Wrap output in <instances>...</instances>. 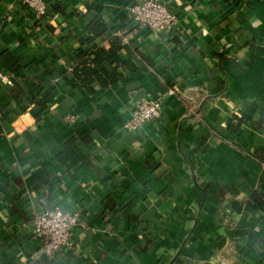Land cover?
<instances>
[{
    "label": "crops",
    "instance_id": "1",
    "mask_svg": "<svg viewBox=\"0 0 264 264\" xmlns=\"http://www.w3.org/2000/svg\"><path fill=\"white\" fill-rule=\"evenodd\" d=\"M138 1L47 0L40 20L0 0V264H264L249 204L264 192V0H165L162 32L133 21ZM116 43L120 64L96 68L119 80L89 92L74 68ZM143 99L162 117L128 130ZM234 116L250 121L232 132ZM47 210L85 225L52 260L33 231Z\"/></svg>",
    "mask_w": 264,
    "mask_h": 264
},
{
    "label": "built area",
    "instance_id": "2",
    "mask_svg": "<svg viewBox=\"0 0 264 264\" xmlns=\"http://www.w3.org/2000/svg\"><path fill=\"white\" fill-rule=\"evenodd\" d=\"M22 1L36 18L43 20L50 16L47 0ZM129 13L138 27L152 31L170 30L176 20L165 0H139L130 8ZM0 81L8 86L13 85V77L1 72ZM169 93L174 94V92ZM161 117V101L143 99L135 103L126 127L132 131ZM79 227H85L79 214L63 213L58 210L40 213L33 221V231L41 240L43 253L51 260L71 247L72 234Z\"/></svg>",
    "mask_w": 264,
    "mask_h": 264
},
{
    "label": "trees",
    "instance_id": "3",
    "mask_svg": "<svg viewBox=\"0 0 264 264\" xmlns=\"http://www.w3.org/2000/svg\"><path fill=\"white\" fill-rule=\"evenodd\" d=\"M88 29L95 38H100L105 35L108 30V26L102 20H95L89 25ZM121 48V44L116 43L108 52L100 49H95L93 51L87 52L79 61L78 66L73 70L75 79L91 93L94 92V89L92 88V83L94 81H98L101 87H109L115 84L119 80L116 71H113V73L110 74L107 78H103L101 70L96 68V65L98 63L102 64L104 62H108L112 65L120 64L121 59L118 55V51H120ZM1 59L4 64L7 65V69H9L10 71L17 70V68H14L13 66L14 63L12 64L14 58L11 55L7 54L5 56H2ZM248 121H250V118H248L247 116H243L242 118L234 116L232 119L230 130L232 132H235V124L237 125V127H241V125ZM249 204L252 207L264 210V192H256L255 194H253Z\"/></svg>",
    "mask_w": 264,
    "mask_h": 264
}]
</instances>
